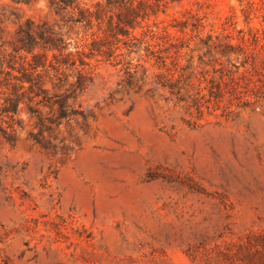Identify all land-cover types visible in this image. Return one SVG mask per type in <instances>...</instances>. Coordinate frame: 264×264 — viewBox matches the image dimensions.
I'll use <instances>...</instances> for the list:
<instances>
[{"label":"rangeland","instance_id":"1","mask_svg":"<svg viewBox=\"0 0 264 264\" xmlns=\"http://www.w3.org/2000/svg\"><path fill=\"white\" fill-rule=\"evenodd\" d=\"M53 1L0 0V43L10 48L27 20L73 35ZM145 1L156 16L133 33L171 70L170 43L182 45V97L157 87L165 69L141 45L116 65L88 60L93 80L78 101L91 116L45 133L48 150L28 137L37 128L20 104L15 144L0 132L7 264H264V0ZM193 24L239 48H207Z\"/></svg>","mask_w":264,"mask_h":264},{"label":"trees","instance_id":"2","mask_svg":"<svg viewBox=\"0 0 264 264\" xmlns=\"http://www.w3.org/2000/svg\"><path fill=\"white\" fill-rule=\"evenodd\" d=\"M14 1L28 3L30 0ZM133 1L96 0L91 6L84 0H54L56 12L62 13L66 23L75 27L73 35L69 30L63 32L46 22L35 24L27 20L24 26L17 28L16 38L10 48L0 43V120L5 123V126L0 127V132L5 142L10 145L16 142V128L21 127L17 110L23 104L27 113L34 118V126L37 128L36 132L28 133V137L34 144L48 150L51 146L50 141L44 138L45 133L76 118L87 122L91 116L89 110L82 108L78 101L93 80L88 60L100 58L96 60L109 62L114 59L116 65L120 63L117 57L128 58L132 53L140 51L141 45L146 57L153 58L158 68L165 69L156 74L157 87L168 89L178 99L182 97L186 68L178 62L182 45L170 43L171 47L176 48L172 61L174 68L171 70L167 67L168 56L163 54L164 50H154L153 44L133 33L137 27H142V22L150 14L156 16L157 10L154 7L157 5L148 4L145 0H136L135 5ZM115 7L116 11H113ZM2 23L0 20V32ZM171 26L183 31L187 23L178 21ZM192 26V29L197 30L194 36L198 42L207 48H220L222 54L233 53L239 48L232 43L230 35H213L208 32L202 36L198 29L202 25ZM254 38L257 40L258 36ZM120 44L125 52L116 53ZM69 68L74 71V77L72 82L67 83L65 70ZM134 74L131 72L129 76L133 77ZM46 83L50 84L48 88L45 87ZM202 97H196L193 105L199 106ZM40 105L43 106L42 110ZM0 264H7V261L0 257Z\"/></svg>","mask_w":264,"mask_h":264}]
</instances>
